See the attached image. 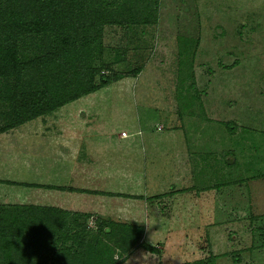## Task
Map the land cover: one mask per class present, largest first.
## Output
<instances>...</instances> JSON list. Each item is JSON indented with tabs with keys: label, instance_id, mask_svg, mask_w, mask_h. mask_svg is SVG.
<instances>
[{
	"label": "rangeland",
	"instance_id": "374dc122",
	"mask_svg": "<svg viewBox=\"0 0 264 264\" xmlns=\"http://www.w3.org/2000/svg\"><path fill=\"white\" fill-rule=\"evenodd\" d=\"M109 2L101 73L118 77L0 135V211L57 206L86 245L136 226L124 264H264V0Z\"/></svg>",
	"mask_w": 264,
	"mask_h": 264
},
{
	"label": "trees",
	"instance_id": "16d2710c",
	"mask_svg": "<svg viewBox=\"0 0 264 264\" xmlns=\"http://www.w3.org/2000/svg\"><path fill=\"white\" fill-rule=\"evenodd\" d=\"M112 4L109 0H0V107L4 106L0 135L115 82L118 76L112 70L101 73V68H108L102 60L103 27L121 24L110 10ZM140 21L151 24L149 9ZM35 36L46 38V51L24 56L21 43ZM30 73L37 74V84L23 80ZM227 129L234 131L232 125L227 124ZM33 206L13 214L0 211V264H123L142 236L136 226L107 221L98 230L102 239L86 245L79 234L69 233L66 211ZM82 215L74 213L71 222L89 217ZM106 239H113V248L125 254L119 262H113L115 249Z\"/></svg>",
	"mask_w": 264,
	"mask_h": 264
},
{
	"label": "crops",
	"instance_id": "0c3cea01",
	"mask_svg": "<svg viewBox=\"0 0 264 264\" xmlns=\"http://www.w3.org/2000/svg\"><path fill=\"white\" fill-rule=\"evenodd\" d=\"M57 207V206H56ZM124 264V263H123Z\"/></svg>",
	"mask_w": 264,
	"mask_h": 264
}]
</instances>
